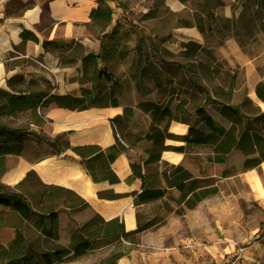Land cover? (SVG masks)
Returning a JSON list of instances; mask_svg holds the SVG:
<instances>
[{
	"label": "rangeland",
	"instance_id": "1",
	"mask_svg": "<svg viewBox=\"0 0 264 264\" xmlns=\"http://www.w3.org/2000/svg\"><path fill=\"white\" fill-rule=\"evenodd\" d=\"M7 4L11 12L17 13L29 2L7 0ZM116 5L125 14L118 19L126 27H132L126 40L130 46L127 57L110 69L119 80V104L133 109L131 121L123 128L117 126L125 141L132 143L126 149L131 161H136L150 145L142 139L150 117L136 104L155 99L157 81L163 93L169 85L174 86L176 94L171 109L180 100L185 101L191 113L203 105L223 126H228V122L220 114L224 101L217 94L220 89L226 91L232 86L233 94L227 102L239 105L246 115L264 109V104L253 96L255 84L264 79V0H119ZM148 13H153L154 17L143 19ZM100 31L96 33L90 28V38L99 40ZM162 37L165 40L161 41ZM138 39L142 40L143 51L149 53L156 66L155 73L141 79L140 91L132 79L137 61L134 47ZM57 41L58 47L42 48V52L32 56L25 54L23 42L6 55V67L26 78L48 79L56 93L79 94L82 88L90 87L82 74L80 58L87 52H98L99 46L97 50L89 51L90 47L77 40ZM154 42L158 44V53L150 48ZM67 43L71 45L67 46ZM186 49L191 53L186 54ZM147 89L150 92L147 93ZM191 123L203 127L196 115ZM46 124L47 120L41 127ZM47 149L45 143L30 139L22 156L45 154ZM212 156L208 146L187 147L184 164L192 173L218 188L194 209L186 210L184 215L178 214L179 192L169 189L163 199L139 206L141 223H151V226L136 235V243L126 238L101 243L82 255L70 254L53 264H264V165L245 169L242 166L244 156L238 150L231 152L223 163L213 162ZM20 157L6 158L7 169L0 177L4 185L10 181L9 173L17 167ZM161 161L160 165L171 164ZM253 176L260 181L261 192L257 191ZM16 183L7 186L23 193L32 207L38 209L44 183L36 175L26 182ZM64 199L62 195L56 203L61 206L56 239L48 238L38 230L35 216L22 219L11 208L0 205V253L16 233L24 239L22 249L35 254L37 262L31 264H42L37 255L39 252L69 246L70 234L84 222L82 215L87 209L77 211L63 206L60 203ZM44 204L49 210V200L45 199ZM44 224L50 227L48 218ZM0 264L14 263L0 259Z\"/></svg>",
	"mask_w": 264,
	"mask_h": 264
},
{
	"label": "trees",
	"instance_id": "2",
	"mask_svg": "<svg viewBox=\"0 0 264 264\" xmlns=\"http://www.w3.org/2000/svg\"><path fill=\"white\" fill-rule=\"evenodd\" d=\"M112 13V9L103 3L98 4L90 12V24L101 29V34L98 37L99 51L87 52L80 58L82 74L90 83V87L82 88L79 94H60L52 90L48 79H37V77L27 79L18 72L6 79L5 87H0V177L7 169L6 158L20 155L25 142L28 139H34L47 144L56 154L71 148L80 157L81 165L93 181L108 180L111 183L119 181L111 170L110 163L132 145L125 141L122 130L117 128V126L123 128L126 123L131 121L133 114L131 106H124L121 114L110 119V123L114 127L115 142L104 149L93 144L70 146L64 137L65 133L50 137L41 131V125L46 121L44 115L51 106L83 110L95 106L119 105L117 99L119 80L114 77L110 69L118 66L127 57L130 46L126 40L132 33L130 29L132 27H126L117 18L111 29L105 31V27L112 21ZM151 17H154L153 13L143 15V19ZM200 29L202 30L203 27L200 26ZM20 37L22 43L26 40L40 42L34 33L25 29L21 31ZM162 40L165 38L162 37ZM141 42L142 40L138 39L134 47L137 52V61L132 75L138 91L142 89L141 79L156 72V66L149 53L143 51ZM40 44L44 49L49 46H59L57 40L43 39ZM66 45L70 46L71 43ZM150 48L158 53V44L155 42L151 43ZM188 50L186 49V54L191 53ZM102 84L108 85V87L102 88ZM157 84L155 87L158 94L154 100H141L136 104L137 108L150 117L148 127L142 137L150 145L144 150L145 157L143 159L131 162L132 173L127 179L128 181L132 178L142 180L140 192L135 193V205L163 199L169 188H176L179 192L180 202L176 212L183 214L185 209H192L205 197L215 194L218 188L208 183L204 178L194 177L188 169L180 164L164 163L161 171L157 170L154 173H144L143 169L158 162L163 151L186 153L187 147L191 145L210 147L213 152L211 160L215 163L225 162L231 152L238 150L244 156L242 166L245 169L256 167L264 162V110L259 109L254 114L246 115L239 105L227 102L232 97L233 87L230 86L226 91L220 89L217 94L224 99L221 103L220 114L228 122V126H223L205 110L203 105H199L194 113H191L186 108L185 101L180 100L177 101L174 109H171L173 95L176 94L174 86L171 88L169 85L167 92L163 93L159 81ZM254 91L256 97L264 104V79L256 83ZM148 92H150L149 89H147ZM193 115H196L197 121L203 127H197L191 123ZM170 121L186 124V132L184 134L170 132ZM166 140L177 141L180 144H166ZM35 175L33 170H29L17 184L26 182ZM161 181L164 182V186L160 185ZM62 195L66 198L60 203L63 206L77 211L88 207V203L73 190L63 186L44 184L39 193L40 207L35 209L23 193L14 191L0 182V205L11 208L22 219L35 216L38 230L51 239H56L58 236L56 223L58 209L61 206H56V203ZM99 196L117 198L121 194L99 193ZM45 199L49 200V210L44 204ZM139 216L137 214L136 227L126 231L123 222L118 217L104 220L95 213L72 230L69 246H60L39 252L37 254L39 261L42 264H53L70 254L79 256L93 246L119 241L123 238L136 243V235L151 226V223L142 224ZM45 218H48L50 222L48 228L44 224ZM23 243L22 235L16 233L7 248L1 251L0 259L14 264L37 262L35 254L22 249Z\"/></svg>",
	"mask_w": 264,
	"mask_h": 264
},
{
	"label": "crops",
	"instance_id": "3",
	"mask_svg": "<svg viewBox=\"0 0 264 264\" xmlns=\"http://www.w3.org/2000/svg\"><path fill=\"white\" fill-rule=\"evenodd\" d=\"M118 1L22 0V2H29V4L22 11L14 13L9 9L10 5L7 4V0H0V87H5L6 79L17 73L15 69H8L6 67L5 58L7 54L14 52L13 48H17L22 44L20 37L22 30L31 31L38 37L40 42L43 39L77 40L85 47H90L91 50L89 51H94L99 46V40L94 41L90 38V28L98 33L97 31H100V27L90 24V12L100 3L112 9V21L105 27V31H108L115 24L117 18L123 15L125 16L122 12L123 10L116 5ZM40 42L35 43L31 40H26L23 44L26 46L25 54L32 56L42 52ZM253 96L263 104L256 97L255 91H253ZM122 109L123 106L120 104L118 106H95L83 110H69L51 106L44 115L47 124L41 129L44 134L50 137L59 133H65L64 137L70 146L93 144L104 149L115 142L114 127H112L110 119L115 115L121 114ZM171 126L173 129H170ZM186 130V124L175 121H172L169 126V131L175 134H184ZM27 141L24 144L22 153L18 155L19 157L23 155ZM165 143L180 144L173 140H166ZM45 145L48 148V152L45 154L40 153V155H33L32 157H20L17 167L10 171V181L6 185L10 186V184L15 182L18 183L25 177L29 170H33L39 180L44 184H53L69 188L88 203L87 210L82 215V221H86L91 215L96 213L104 220L118 217L123 222L126 231H130L136 227L138 208L139 206L145 205L134 204L135 193L140 192L142 180L140 178H132L128 181L127 178L132 173L130 167L132 161L128 157L126 150L110 163L111 170L119 179L118 182L111 183L108 180L93 181L81 165L80 157L71 148L56 154L52 152L51 147L47 144ZM165 154H171L176 159L171 161L165 157ZM137 157L138 159H143L145 152L143 151ZM185 157L186 153L163 151L158 162L143 169V172L154 173L157 170L160 172L162 169V165H160L161 160H165L171 162L172 165L180 164L192 173L184 164ZM261 165H264V162L256 167ZM149 168H153V171H148ZM192 175L196 178H202L194 173ZM160 185L164 186V182L161 181ZM169 189L178 191L174 187ZM99 193L105 195L117 193L121 194V196L110 198L107 196H99ZM192 209H185V211ZM185 211L181 215H184Z\"/></svg>",
	"mask_w": 264,
	"mask_h": 264
},
{
	"label": "bare ground",
	"instance_id": "4",
	"mask_svg": "<svg viewBox=\"0 0 264 264\" xmlns=\"http://www.w3.org/2000/svg\"><path fill=\"white\" fill-rule=\"evenodd\" d=\"M165 157H167L171 161H174L176 159L175 157L171 156V154H165ZM252 179L254 180V185H255L257 191L261 192V184H260L258 177L253 176Z\"/></svg>",
	"mask_w": 264,
	"mask_h": 264
}]
</instances>
